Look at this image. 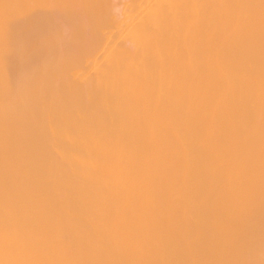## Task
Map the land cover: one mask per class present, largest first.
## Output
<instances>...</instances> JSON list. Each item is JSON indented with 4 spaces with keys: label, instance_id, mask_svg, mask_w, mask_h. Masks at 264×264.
I'll list each match as a JSON object with an SVG mask.
<instances>
[{
    "label": "bare ground",
    "instance_id": "bare-ground-1",
    "mask_svg": "<svg viewBox=\"0 0 264 264\" xmlns=\"http://www.w3.org/2000/svg\"><path fill=\"white\" fill-rule=\"evenodd\" d=\"M0 264H264V0H0Z\"/></svg>",
    "mask_w": 264,
    "mask_h": 264
},
{
    "label": "rangeland",
    "instance_id": "rangeland-1",
    "mask_svg": "<svg viewBox=\"0 0 264 264\" xmlns=\"http://www.w3.org/2000/svg\"><path fill=\"white\" fill-rule=\"evenodd\" d=\"M123 0H121V2H122ZM125 1V4H126V2L127 1H129V0H124ZM118 2V1H117ZM115 5H117V6H119V4H115ZM126 7V6H125ZM120 41V39H118L116 42H117V44H118V42ZM128 41V40H127ZM121 42H123V38L121 39V41H120V43L118 44V45H121ZM129 42V41H128ZM116 43H115V45H117ZM94 71V70H93ZM92 70H91V72L89 71V73H91V74H94V72H93ZM93 72V73H92ZM91 74H88L89 76H91ZM87 75V76H88Z\"/></svg>",
    "mask_w": 264,
    "mask_h": 264
}]
</instances>
